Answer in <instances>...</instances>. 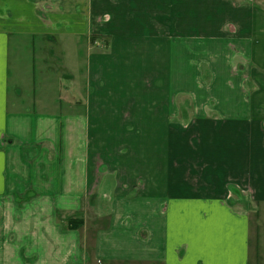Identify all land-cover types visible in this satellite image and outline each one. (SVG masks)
<instances>
[{"label":"crops","instance_id":"crops-1","mask_svg":"<svg viewBox=\"0 0 264 264\" xmlns=\"http://www.w3.org/2000/svg\"><path fill=\"white\" fill-rule=\"evenodd\" d=\"M75 2L64 83L0 28V264H264V0Z\"/></svg>","mask_w":264,"mask_h":264},{"label":"rangeland","instance_id":"rangeland-1","mask_svg":"<svg viewBox=\"0 0 264 264\" xmlns=\"http://www.w3.org/2000/svg\"><path fill=\"white\" fill-rule=\"evenodd\" d=\"M77 6L75 0H0V28L4 24L12 27L14 44L37 45L38 48L33 54L39 57L40 78L43 76L46 79H59V81L64 83L66 81L64 78L70 77V73L66 68L69 65L68 57L70 56L67 45L81 46V49L77 48L72 54L75 58L82 56L83 45L92 49L101 48L100 45L103 44L102 37H98L90 31L87 21H85L84 25L82 19L76 18L79 16L78 9L76 10ZM101 22H103L101 19L96 21L97 24ZM230 46L234 47V45L228 44L227 49L232 54H235V47L231 48ZM33 61L36 62L35 58H33ZM27 62L29 63L30 61L28 60ZM243 68L242 65L233 66L231 76L240 80L242 83V94L246 96L250 95L255 89V85L253 83L254 89H250V80L246 75V69ZM204 79L206 82L203 85L211 86L210 79L206 77L205 73L203 81ZM209 101H206V106L211 107V104L207 105ZM176 102L178 103L177 100ZM194 103L195 101L189 100L187 106H183L182 111L192 112L193 106H195ZM53 106L56 107L55 104ZM126 154L127 150L122 151V155ZM249 197L248 200L246 199L248 203H250ZM251 204L253 205L251 220L254 248L256 239L254 237H258V232L261 228L264 231V224L260 225L259 210L254 207V200H251ZM239 208L243 210L244 207Z\"/></svg>","mask_w":264,"mask_h":264},{"label":"built area","instance_id":"built-area-1","mask_svg":"<svg viewBox=\"0 0 264 264\" xmlns=\"http://www.w3.org/2000/svg\"><path fill=\"white\" fill-rule=\"evenodd\" d=\"M231 48H234V47H232V46H230Z\"/></svg>","mask_w":264,"mask_h":264},{"label":"bare ground","instance_id":"bare-ground-1","mask_svg":"<svg viewBox=\"0 0 264 264\" xmlns=\"http://www.w3.org/2000/svg\"><path fill=\"white\" fill-rule=\"evenodd\" d=\"M93 115V114H92Z\"/></svg>","mask_w":264,"mask_h":264}]
</instances>
